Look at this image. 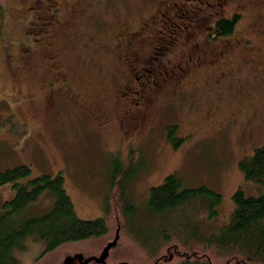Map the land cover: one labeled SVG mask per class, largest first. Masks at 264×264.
I'll use <instances>...</instances> for the list:
<instances>
[{
  "label": "rangeland",
  "instance_id": "obj_1",
  "mask_svg": "<svg viewBox=\"0 0 264 264\" xmlns=\"http://www.w3.org/2000/svg\"><path fill=\"white\" fill-rule=\"evenodd\" d=\"M48 2L0 0L14 19L4 34L7 15L0 17V171L22 163L30 166V177L60 171L76 215L93 219L103 212L113 161L131 164L128 191L137 224L144 227L153 219L149 188L174 173L185 186L206 185L221 194L216 215L198 216L206 233L228 222L237 188L246 194L263 190L239 162L264 143V0H219L221 6L209 8L198 0H60L45 13ZM182 4L204 11L195 27L202 36L220 14L240 13L233 32L222 38L234 48L225 61L200 64L161 93L146 81L152 88L148 97L158 96L130 119L117 95L128 81L126 72L139 54L140 65L144 51L149 57L152 30L164 15L165 28L157 30L167 36L166 45L192 30L195 17L186 16ZM50 14L51 21L44 20ZM126 30L135 31L129 34L130 55L117 48ZM243 37L249 40L243 43ZM43 64L55 72L62 68L67 81L48 84L49 70L38 68ZM64 83L72 90L56 88ZM130 97L135 100V93ZM172 125L173 140L167 137ZM14 194L11 182L0 183V213ZM53 201L45 190L22 215L44 214ZM25 244L23 264H35L41 243L27 238Z\"/></svg>",
  "mask_w": 264,
  "mask_h": 264
},
{
  "label": "trees",
  "instance_id": "obj_2",
  "mask_svg": "<svg viewBox=\"0 0 264 264\" xmlns=\"http://www.w3.org/2000/svg\"><path fill=\"white\" fill-rule=\"evenodd\" d=\"M188 8H181L186 16L203 11L198 6L184 10ZM5 15L7 10L0 4V17ZM240 16L220 14L211 27L215 34L228 36ZM13 21L9 15L2 19L4 34ZM167 130L173 140L175 125ZM239 166L247 178L264 187V143ZM30 172L25 163L0 171V183L15 187L0 213V264H23L20 253L27 238L41 243L35 264H264V188L259 194L237 188L228 222L206 233L198 216L216 215L221 194L206 185L185 186L174 173L149 188L147 206L153 219L144 227L137 224L138 209L128 191L134 173L131 164L113 161L103 212L93 219L76 215L60 171L33 177ZM45 190L54 197L52 207L41 215H22Z\"/></svg>",
  "mask_w": 264,
  "mask_h": 264
},
{
  "label": "flooded vegetation",
  "instance_id": "obj_3",
  "mask_svg": "<svg viewBox=\"0 0 264 264\" xmlns=\"http://www.w3.org/2000/svg\"><path fill=\"white\" fill-rule=\"evenodd\" d=\"M52 1L60 2V0H51V2H48L46 4L47 6L44 7L46 10L45 13L48 11V8L51 5ZM222 2H225V0H222ZM201 3L205 4L206 7L214 5L221 6L222 4L221 2H219V0H203ZM192 7L186 10H195ZM203 13L204 11L196 15V23L200 18H203ZM52 15L53 14L48 15L44 20L51 21ZM177 15L178 14H176V16ZM176 16H172L171 20L173 22L175 21ZM168 19L169 17L164 15L163 18L159 19L157 25L163 27L164 29L165 27L162 22L168 21ZM196 23L192 27V30L190 29V31L182 33L180 37H176L175 44L171 46L166 45L165 43V40L167 41L168 39L167 36L164 35V31L157 30L159 29V27H157V25L154 26L155 28L152 30L153 35L151 36L152 39H150L148 42V50H150L151 52L149 57L147 58V55H145L148 51H144L141 56V65L140 54L138 58L132 60L133 63L130 66L129 70L126 72L128 81L122 84V89L117 94L119 96V99L121 100L120 102V100L118 99V101L120 102L119 108L121 112L124 113V116L130 119H136L137 117L135 116V114H140V107L145 103H148L149 100H151V97L155 98L156 96H158L155 95L148 97L149 93L152 91V88L150 85L147 86L145 84L146 81H151L156 84L155 86H158V88L154 89L155 92L161 93V91L168 88V85H170L169 83L175 84L177 81H184V77L187 76L188 73L193 75L196 70L200 69V66L198 65H212L214 61L218 62L221 60L220 62H223L226 58L228 59L230 50H232L234 47L225 42L222 39L223 37L221 35L215 34V31L211 26L203 36H199L200 34L196 30H194V27L197 26ZM176 25L178 26L177 23ZM179 26L181 27L183 26V24H179ZM134 30L124 31L125 35L121 37L119 41L122 42V44L119 45L122 46V48L117 47L119 50L123 51L124 54L128 53L126 55H130L134 52L132 48L133 40H131L133 37L129 35L131 33H134ZM242 40V42L244 43V41H248L249 39L243 37ZM154 44L155 46L153 49L151 47H153ZM180 44L181 48L180 50H178ZM218 44L221 45L219 47H216V45ZM178 51L179 58H177ZM169 57L174 58L173 62H171V59H169ZM163 60H169L171 63L169 62L168 64H164ZM143 63L147 64L146 68L142 66ZM45 66L46 65L43 64L38 66V68H40L41 70L46 69V71L49 70V73L47 74L48 78L44 79L48 84L57 83L60 80L67 81L65 77V71L62 68L59 71L55 72L48 66ZM132 81L134 83V86L132 85ZM140 85L143 88L140 89ZM159 86H162V89H159ZM61 87H63V89L65 90H72V88H70L67 83L60 84L59 87L57 86L56 88ZM132 92L135 93V100L130 99V93ZM126 94L129 95L128 98L125 97ZM117 95L116 97H118Z\"/></svg>",
  "mask_w": 264,
  "mask_h": 264
}]
</instances>
